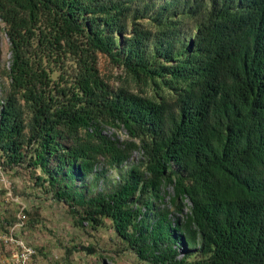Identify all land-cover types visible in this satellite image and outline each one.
<instances>
[{
  "label": "trees",
  "instance_id": "obj_1",
  "mask_svg": "<svg viewBox=\"0 0 264 264\" xmlns=\"http://www.w3.org/2000/svg\"><path fill=\"white\" fill-rule=\"evenodd\" d=\"M0 21L6 166L40 169L78 224L108 220L150 264H264V0H0ZM135 150L114 190L78 188ZM165 184L182 219L154 208Z\"/></svg>",
  "mask_w": 264,
  "mask_h": 264
},
{
  "label": "rangeland",
  "instance_id": "obj_2",
  "mask_svg": "<svg viewBox=\"0 0 264 264\" xmlns=\"http://www.w3.org/2000/svg\"><path fill=\"white\" fill-rule=\"evenodd\" d=\"M10 56L9 41L0 21V97L8 84L5 70ZM97 67L110 84H118V78L123 75L121 68L100 53ZM51 76L55 78L57 71ZM103 132L119 140L129 137L121 127L105 126ZM140 160V150L133 151L130 158L119 166L108 167L101 160L92 173L76 184L78 188L88 189L89 194L107 193L114 190L123 181L127 170ZM37 176L46 177V174L24 164L8 167L0 156V230L9 225L7 220L13 223L24 208L27 219L18 236L36 250L31 264H150L126 247L108 220L95 227L86 222L78 224L70 206L54 198L47 182L39 185ZM159 194L160 198L154 200V208L168 205L173 209L171 220L182 219L190 206L188 199L178 197L174 201L183 210V214H179L171 203L172 186L163 185ZM11 263L10 248L0 244V264Z\"/></svg>",
  "mask_w": 264,
  "mask_h": 264
},
{
  "label": "built area",
  "instance_id": "obj_3",
  "mask_svg": "<svg viewBox=\"0 0 264 264\" xmlns=\"http://www.w3.org/2000/svg\"><path fill=\"white\" fill-rule=\"evenodd\" d=\"M27 219L24 208H22L17 219L9 224L5 231L0 232V244L10 248L11 264H31L36 250L18 236V231L24 226Z\"/></svg>",
  "mask_w": 264,
  "mask_h": 264
}]
</instances>
